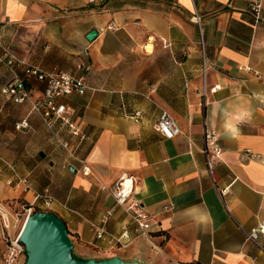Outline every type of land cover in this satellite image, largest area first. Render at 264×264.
Segmentation results:
<instances>
[{
  "label": "crops",
  "instance_id": "1",
  "mask_svg": "<svg viewBox=\"0 0 264 264\" xmlns=\"http://www.w3.org/2000/svg\"><path fill=\"white\" fill-rule=\"evenodd\" d=\"M249 3L0 0L3 46L25 64L87 85L58 100L86 136L74 156L60 140L76 138L64 128L56 136L29 101L0 92V212H10L8 200L54 212L84 258L264 264V234L260 246L246 237L264 224V0L259 22ZM12 76L0 64V90ZM27 86L42 97V82ZM163 110L180 130L173 138L155 129ZM23 119L30 126L16 129ZM206 130L221 147L213 177ZM122 177L133 180V196L151 217L147 235L115 204L111 188ZM9 229L0 220V264Z\"/></svg>",
  "mask_w": 264,
  "mask_h": 264
},
{
  "label": "built area",
  "instance_id": "2",
  "mask_svg": "<svg viewBox=\"0 0 264 264\" xmlns=\"http://www.w3.org/2000/svg\"><path fill=\"white\" fill-rule=\"evenodd\" d=\"M250 11L253 15L254 21L261 20V13L263 7V0H250ZM0 64H5L13 73L12 78L1 88L0 92L4 95L10 96L16 102L29 101L31 104L32 112L38 114L48 129L57 136L60 128H64L67 133L76 138V144L71 143L69 140L61 139V145L64 148L70 149L71 155H76L79 145L85 140V134L75 124V122L65 114V104L60 103L58 100L64 96L76 93L83 94L87 89L83 78L76 76L66 71L53 69L44 71L38 66L28 65L18 60L3 44L0 43ZM17 68H21V75L16 72ZM35 79L44 84L42 97L33 99L28 89V82ZM141 113L136 111L131 117L138 120ZM30 126L27 119H23L15 124L16 129H25ZM155 129L160 132L165 138H173L179 134L180 130L176 125L174 119L169 113L163 110L155 124ZM60 137V136H59ZM206 147L204 154L206 158V166L208 173L213 177L214 161L220 159L221 147L218 143V137L213 131H205ZM81 163L83 161L79 159ZM83 172L88 174L89 168L83 165ZM112 196L115 204L123 206L128 213L131 221L135 224L136 231L141 235H147L151 227V217L143 209L140 201L135 198L133 189V180L131 178L122 177L111 188ZM39 196H37L38 198ZM27 214L34 210L33 206L25 209ZM112 211L109 210L102 219L103 226L106 224ZM3 220V227L8 229L10 221L3 212H0ZM101 228L97 232V238L103 237L105 228ZM129 225L122 226L121 236H129ZM21 230L11 237L7 236L6 250L4 255V264H19L21 258L25 257V248L20 241ZM260 234H264V224L259 227L251 229L246 233V237L251 242L260 246L258 238Z\"/></svg>",
  "mask_w": 264,
  "mask_h": 264
},
{
  "label": "water",
  "instance_id": "3",
  "mask_svg": "<svg viewBox=\"0 0 264 264\" xmlns=\"http://www.w3.org/2000/svg\"><path fill=\"white\" fill-rule=\"evenodd\" d=\"M96 34L95 30H91L87 38L92 40ZM19 239L25 248L26 259L23 264H141L120 256L100 259L75 257L72 254L74 244L65 222L50 211L29 214Z\"/></svg>",
  "mask_w": 264,
  "mask_h": 264
},
{
  "label": "rangeland",
  "instance_id": "4",
  "mask_svg": "<svg viewBox=\"0 0 264 264\" xmlns=\"http://www.w3.org/2000/svg\"><path fill=\"white\" fill-rule=\"evenodd\" d=\"M151 49V45H147L146 46V50H150ZM12 183V182H10ZM4 205L6 207H10V212L3 209V213H5L8 218H9V221H10V231H11V236H15L18 231H19V224L20 222H17L18 220L21 221L23 220V218L26 216L27 212H26V208H28L29 206H26L24 204H17L16 202H13L12 200H8L6 202H4ZM32 206V205H30ZM38 206H35L34 211H38ZM0 220H1V224L3 226V220H2V216L0 214ZM71 238V237H70ZM71 241L73 242L74 244V247H73V250H72V254L75 256V257H84L83 256V252L80 251L79 247H78V243L81 244V242H79V240H77L76 238H71ZM91 249L95 250V251H98V248H93L92 246L90 247ZM26 259V255L25 257L21 258L20 260V263L19 264H23L24 261Z\"/></svg>",
  "mask_w": 264,
  "mask_h": 264
},
{
  "label": "bare ground",
  "instance_id": "5",
  "mask_svg": "<svg viewBox=\"0 0 264 264\" xmlns=\"http://www.w3.org/2000/svg\"><path fill=\"white\" fill-rule=\"evenodd\" d=\"M4 215L7 216L5 213H4ZM25 221H26V216L23 218V220H21V221L18 220L17 221V222H20V224H19V230H21L23 228V226L25 224Z\"/></svg>",
  "mask_w": 264,
  "mask_h": 264
}]
</instances>
